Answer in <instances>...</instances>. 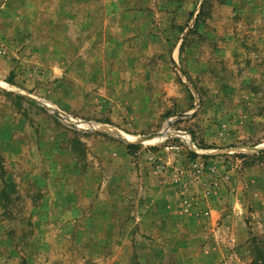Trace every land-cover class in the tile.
Segmentation results:
<instances>
[{"label":"rangeland","instance_id":"1","mask_svg":"<svg viewBox=\"0 0 264 264\" xmlns=\"http://www.w3.org/2000/svg\"><path fill=\"white\" fill-rule=\"evenodd\" d=\"M0 264H264V0H0Z\"/></svg>","mask_w":264,"mask_h":264},{"label":"trees","instance_id":"2","mask_svg":"<svg viewBox=\"0 0 264 264\" xmlns=\"http://www.w3.org/2000/svg\"><path fill=\"white\" fill-rule=\"evenodd\" d=\"M128 148H137V145H128Z\"/></svg>","mask_w":264,"mask_h":264},{"label":"water","instance_id":"3","mask_svg":"<svg viewBox=\"0 0 264 264\" xmlns=\"http://www.w3.org/2000/svg\"><path fill=\"white\" fill-rule=\"evenodd\" d=\"M159 137H164V134L159 135Z\"/></svg>","mask_w":264,"mask_h":264}]
</instances>
